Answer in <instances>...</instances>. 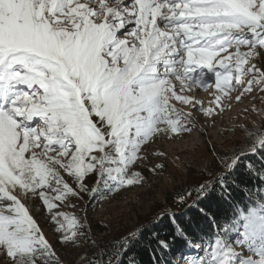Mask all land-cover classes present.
I'll return each mask as SVG.
<instances>
[{
	"label": "snow or ice",
	"instance_id": "6c2138e0",
	"mask_svg": "<svg viewBox=\"0 0 264 264\" xmlns=\"http://www.w3.org/2000/svg\"><path fill=\"white\" fill-rule=\"evenodd\" d=\"M252 97H264V0H0V255L61 264L55 244L83 226L72 198L140 184L156 140ZM41 201L43 222L29 207Z\"/></svg>",
	"mask_w": 264,
	"mask_h": 264
},
{
	"label": "rangeland",
	"instance_id": "374dc122",
	"mask_svg": "<svg viewBox=\"0 0 264 264\" xmlns=\"http://www.w3.org/2000/svg\"><path fill=\"white\" fill-rule=\"evenodd\" d=\"M206 79L211 81V74ZM192 91L205 105L212 100L211 90L195 88ZM262 101L264 97L245 99L214 119L206 118L199 111L193 112L195 127L191 131L158 139L149 149L148 159L139 165L140 184L115 189L112 181L101 180L95 197L84 192L79 198H72L69 202L75 207L64 210L75 213L83 226L78 229L74 242L66 247L55 244L61 264H105L100 258L102 244L113 241L125 248L141 238L142 231L156 223L163 211L187 201L194 205L187 193L195 194L198 186L207 187L218 177H226L240 158L256 153L264 136V120L257 114V105L264 107ZM176 103L184 111L189 110L188 106ZM161 152L165 155L157 158ZM224 161H229L231 166ZM161 164L165 167L160 168ZM173 194L179 195L175 204L168 201ZM29 207L41 222L47 219L42 201ZM234 226L226 230L227 235L217 236L207 245L175 252L169 258L171 264H264V202L251 207L248 214H241ZM45 230L52 235L48 225ZM52 238L55 243V237ZM0 260L12 264L3 255Z\"/></svg>",
	"mask_w": 264,
	"mask_h": 264
},
{
	"label": "trees",
	"instance_id": "16d2710c",
	"mask_svg": "<svg viewBox=\"0 0 264 264\" xmlns=\"http://www.w3.org/2000/svg\"><path fill=\"white\" fill-rule=\"evenodd\" d=\"M263 192L264 136L256 153L244 155L226 177H218L203 192L193 194L194 205L187 201L163 211L156 223L142 231L141 238L125 248L113 241L102 244L100 258L105 264H171L169 258L182 248H198L227 235L241 214L264 202ZM178 196L173 194L168 201L175 204Z\"/></svg>",
	"mask_w": 264,
	"mask_h": 264
}]
</instances>
